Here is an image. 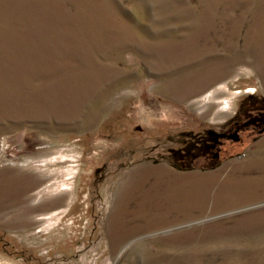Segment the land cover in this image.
I'll use <instances>...</instances> for the list:
<instances>
[{
	"label": "rangeland",
	"instance_id": "obj_1",
	"mask_svg": "<svg viewBox=\"0 0 264 264\" xmlns=\"http://www.w3.org/2000/svg\"><path fill=\"white\" fill-rule=\"evenodd\" d=\"M250 93L264 0H0V264H264V135L168 160Z\"/></svg>",
	"mask_w": 264,
	"mask_h": 264
},
{
	"label": "trees",
	"instance_id": "obj_2",
	"mask_svg": "<svg viewBox=\"0 0 264 264\" xmlns=\"http://www.w3.org/2000/svg\"><path fill=\"white\" fill-rule=\"evenodd\" d=\"M193 140L183 146L171 148L168 160L174 167L191 170L199 168L198 160L207 156L209 142H218L221 136H225L230 144L236 145L242 142H255L264 135V97L250 93L243 96L239 102L237 112L228 119L220 130L211 129L205 132L194 133L188 131ZM214 132L212 135L211 133ZM216 144V143H215ZM230 151V150H229ZM227 151L225 157L210 164H201L203 169H215L228 158L233 157ZM186 167V168H185Z\"/></svg>",
	"mask_w": 264,
	"mask_h": 264
},
{
	"label": "crops",
	"instance_id": "obj_3",
	"mask_svg": "<svg viewBox=\"0 0 264 264\" xmlns=\"http://www.w3.org/2000/svg\"><path fill=\"white\" fill-rule=\"evenodd\" d=\"M264 137V136H263ZM260 140V139H259ZM239 153V152H238ZM234 158V157H233ZM233 158H228V159H226L225 161H224V163L226 162L227 163V161H229V160H231V159H233ZM223 163V164H224ZM250 164V163H249ZM252 164V163H251ZM247 165V163H245V166ZM248 166V165H247ZM157 173H158V171H157ZM158 177H157V179H160V180H162V179H164V177L162 176L163 175V173L162 172H160V173H158ZM195 181H199V183L201 184V186L202 185H206V183H210L211 184V186H214V184H215V186H216V184H219V183H217L218 182V180L217 179H215V183L214 182H207L206 180H204V177H199V178H196L195 179ZM231 181H233V180H231ZM231 181L230 182H228V183H222V184H220L221 186H220V195L217 197V198H215V200H216V202H215V205L216 206H218V207H225V206H227V203H228V201H234L233 199H237V198H240V199H238V200H242V202L244 201V199L246 200V198L248 197V196H245V192H247V191H245V189H248L250 186H248V183L249 182H242V181H240V184H241V186H239V188H236L235 187V189H230L231 187L230 186H227V184H230L231 183ZM237 189H239V192L241 193V194H238V197H236V195L234 196V193L236 192V190ZM235 206V205H234ZM233 206V207H234ZM222 208V210H224Z\"/></svg>",
	"mask_w": 264,
	"mask_h": 264
},
{
	"label": "flooded vegetation",
	"instance_id": "obj_4",
	"mask_svg": "<svg viewBox=\"0 0 264 264\" xmlns=\"http://www.w3.org/2000/svg\"><path fill=\"white\" fill-rule=\"evenodd\" d=\"M213 131L215 132V130H213ZM214 132H212L211 134L213 135ZM224 137L225 136L222 135L221 138H219L218 142H213V141L209 142L208 150H210V152L207 154L206 157L199 159L198 160L199 161L198 163H201V164H210V163L216 162L219 159H222L223 157H225L227 151L231 150V148L233 147V144L230 145V146H232L230 148V146H228V145L231 142H229Z\"/></svg>",
	"mask_w": 264,
	"mask_h": 264
}]
</instances>
